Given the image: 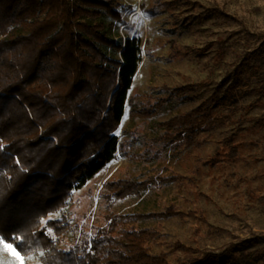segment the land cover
<instances>
[{
  "label": "trees",
  "instance_id": "obj_1",
  "mask_svg": "<svg viewBox=\"0 0 264 264\" xmlns=\"http://www.w3.org/2000/svg\"><path fill=\"white\" fill-rule=\"evenodd\" d=\"M184 4L194 6L186 0ZM119 6L114 0H0V239L21 257L33 256L40 264H239L244 249L263 244L264 236L230 243L219 252L201 251L180 241L167 243L158 230L138 226L174 216L206 223L194 212L172 206L129 214L111 209L112 202L141 197L155 185L191 181L182 175L156 174L139 181L125 174L105 182L99 192V202H104L100 223L88 238L75 234L82 227L71 223L73 191L117 152L130 163L147 164L162 153L176 157L188 148H199L204 131L240 124L241 118L234 121L232 114H216L215 109L235 99L252 61L264 62V33L251 34L259 41L257 48L246 52L199 105L152 123L151 136L130 128L119 140L116 131L127 105L131 121L151 120L197 98L201 87L174 88L165 97H130L141 45L135 38L112 39L103 21L120 22ZM204 15L226 16L218 8L205 9ZM200 17L192 14L190 19ZM168 44L171 58L194 51L173 40ZM217 46L221 60L226 47L224 42ZM248 93L264 96L263 76ZM254 127L264 128V114L254 119ZM235 140L236 134L224 141L225 152L216 151L210 164L221 155L238 161L240 144ZM137 145L141 151L135 150ZM155 247L160 249L157 254ZM169 254L175 255L173 261ZM255 259L264 264V251Z\"/></svg>",
  "mask_w": 264,
  "mask_h": 264
},
{
  "label": "rangeland",
  "instance_id": "obj_2",
  "mask_svg": "<svg viewBox=\"0 0 264 264\" xmlns=\"http://www.w3.org/2000/svg\"><path fill=\"white\" fill-rule=\"evenodd\" d=\"M114 1L120 5L121 21L103 20L109 36L116 41L135 38L141 45L140 63L132 80L130 97L134 94L165 97L174 88L201 86L195 92L197 98L179 103L168 113L151 120L131 121L127 105L116 131L119 140H122L121 132L130 128H135L138 134L151 136L154 134L150 127L152 123L195 108L246 52L257 48L259 41L250 35L264 33V0H186L194 4L188 5L192 8L184 4L185 0L178 4L162 0L168 2L166 5L156 0ZM208 8H218L226 16H205L204 10ZM192 14L201 17L192 20ZM171 40L178 47H190L194 51L171 58L168 44ZM219 42H224L226 47L221 60L216 56ZM251 67L244 74L235 99L215 109L216 114H232L234 121L241 118L240 124L204 131L200 135L202 144L199 148H188L176 157L162 153L157 160L147 164L130 163L117 152L91 180L73 191L68 210L71 223L82 227L75 233L77 237L92 236V228L100 223L104 202L102 207L99 192L103 184L125 174L139 181L156 174L163 177L182 175L191 179L155 185L141 197L111 203L112 211L120 214L161 212L172 206L205 219L206 223H203L192 217L180 219L174 216L150 219L138 225L158 230L167 243L180 241L201 251L219 252L230 243L264 236V128L254 127V119L264 114V96L248 93L258 77H264V62L252 61ZM228 83H224L223 89ZM234 134L235 143L240 144L239 160L232 162L221 155L215 158L214 165L210 164L216 151L225 152L223 143ZM135 150L141 151V145ZM208 225L226 233H215ZM5 244L0 239V264H40L33 256L21 257L10 244H7L9 249H5ZM159 250L155 247L154 254ZM161 250L168 252L165 247ZM263 251L264 243L245 248L239 264H263L255 259ZM174 257L168 255L170 261Z\"/></svg>",
  "mask_w": 264,
  "mask_h": 264
},
{
  "label": "snow or ice",
  "instance_id": "obj_3",
  "mask_svg": "<svg viewBox=\"0 0 264 264\" xmlns=\"http://www.w3.org/2000/svg\"><path fill=\"white\" fill-rule=\"evenodd\" d=\"M4 247H5V249H9L10 246L5 244Z\"/></svg>",
  "mask_w": 264,
  "mask_h": 264
}]
</instances>
